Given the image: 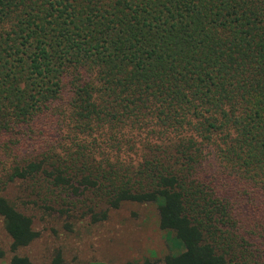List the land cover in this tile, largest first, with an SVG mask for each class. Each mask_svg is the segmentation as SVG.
I'll use <instances>...</instances> for the list:
<instances>
[{"label":"trees","instance_id":"trees-1","mask_svg":"<svg viewBox=\"0 0 264 264\" xmlns=\"http://www.w3.org/2000/svg\"><path fill=\"white\" fill-rule=\"evenodd\" d=\"M48 113L68 140L42 134L2 162L3 184L92 189L107 204L93 222L151 205L184 246L163 264H264V224L246 211L264 204V0H0V137L33 138ZM137 131L138 162L108 161ZM91 135L105 162L90 161ZM0 219L13 252L39 236L1 193ZM42 264L68 263L57 251Z\"/></svg>","mask_w":264,"mask_h":264},{"label":"rangeland","instance_id":"rangeland-1","mask_svg":"<svg viewBox=\"0 0 264 264\" xmlns=\"http://www.w3.org/2000/svg\"><path fill=\"white\" fill-rule=\"evenodd\" d=\"M70 94L66 86L62 97L66 99ZM47 115L48 118L41 116L34 125L37 134H33V138L20 133L18 129L17 132L12 131L0 137V175L5 160V168L9 169L12 166L11 160L29 158L42 134L57 138L56 141L60 143L68 140L65 138L67 127L63 121L60 122L62 115H58L61 119L55 118L52 113ZM146 134V131H137L133 142H130L131 146L127 143L119 151L111 149L108 144L107 149L117 151H114L115 155L109 152L108 161L119 162L121 165L138 162L145 152ZM93 137H87L84 142L89 155H93L89 159L94 164L105 162L102 155L96 152L99 150L98 144L99 151H102L105 143ZM25 185L22 187L20 181L3 184L0 179V193L32 217L33 228L39 232V236L29 245L13 252L10 248L11 240L0 219V248L4 252L0 264H9L14 253L27 256L33 264H42L48 262L57 251L62 253L68 264H136L145 258L163 264L166 255H177L184 250L183 244L174 234H167L159 228L157 211L151 205L126 203L121 208L109 209L105 219L93 222V217L100 215L107 204L92 189L56 193L51 188L42 193ZM67 196L73 200L71 204H62V200L57 199H66ZM54 198L57 202H48V199ZM246 205L242 204L243 207ZM246 211L257 216L260 223L264 224V204L247 207Z\"/></svg>","mask_w":264,"mask_h":264}]
</instances>
